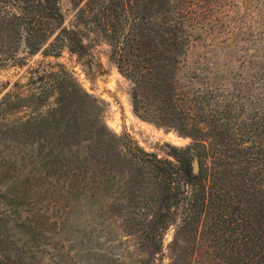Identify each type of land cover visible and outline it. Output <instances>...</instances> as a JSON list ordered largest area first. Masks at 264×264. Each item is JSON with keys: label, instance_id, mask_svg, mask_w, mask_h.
Instances as JSON below:
<instances>
[{"label": "trees", "instance_id": "16d2710c", "mask_svg": "<svg viewBox=\"0 0 264 264\" xmlns=\"http://www.w3.org/2000/svg\"><path fill=\"white\" fill-rule=\"evenodd\" d=\"M25 1L38 12L34 32L23 35L27 52L59 56L68 48L82 56L95 40L106 41L133 81V111L162 125L181 118L186 130L179 131L191 142H167V156L125 143L98 123L71 70L40 61L31 93L0 100V264H45L41 253L55 246L54 232L72 208L85 202L96 212L103 193L136 192L148 181L154 206L140 250L163 253L164 230L174 225L169 264H264V149L249 132L233 131L229 119L196 116L193 97L178 85L196 29L193 2L68 0L73 16L65 24L61 0ZM53 88L45 113L5 117L30 98L43 104ZM41 196L52 205H38Z\"/></svg>", "mask_w": 264, "mask_h": 264}, {"label": "rangeland", "instance_id": "374dc122", "mask_svg": "<svg viewBox=\"0 0 264 264\" xmlns=\"http://www.w3.org/2000/svg\"><path fill=\"white\" fill-rule=\"evenodd\" d=\"M61 1L68 24L73 9L68 0ZM191 1L196 29L179 63V88L193 97L196 116L214 122L229 119L233 131L249 132L264 149V0ZM34 4L0 0V100L8 93L12 97L31 93L37 86L38 63L59 61L89 94L98 123L104 122L125 143L167 156V142L178 146L191 142L180 133L186 130L181 118L172 126L162 125L133 111V81L118 69L106 41L95 40L82 56L68 48L59 56L27 52L23 35L27 29L34 32L31 27L37 24ZM48 92L43 104L30 98L28 105L13 107L5 117L25 119L45 113L57 95L54 88ZM144 185L136 192L103 193L96 212L85 202L72 208L65 224L54 232L55 246L45 245L41 253L45 264H169L174 225L164 230L163 253L140 250L144 242L140 231L154 206L149 192L152 181ZM140 190L144 191L137 193ZM48 198L39 197L38 205H52ZM56 252L63 256L59 259Z\"/></svg>", "mask_w": 264, "mask_h": 264}, {"label": "water", "instance_id": "95a60500", "mask_svg": "<svg viewBox=\"0 0 264 264\" xmlns=\"http://www.w3.org/2000/svg\"><path fill=\"white\" fill-rule=\"evenodd\" d=\"M193 172H198L199 170V161L197 155H194L192 159Z\"/></svg>", "mask_w": 264, "mask_h": 264}]
</instances>
